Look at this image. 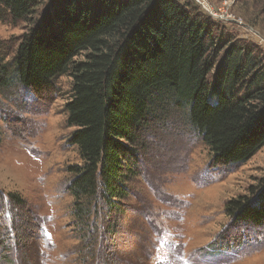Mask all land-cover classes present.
I'll return each instance as SVG.
<instances>
[{
  "label": "trees",
  "instance_id": "obj_1",
  "mask_svg": "<svg viewBox=\"0 0 264 264\" xmlns=\"http://www.w3.org/2000/svg\"><path fill=\"white\" fill-rule=\"evenodd\" d=\"M202 11L181 0H0V23L30 27L0 83L40 92L72 77L65 110L82 159L69 167L79 221L102 200L106 232L116 235L146 128L170 105L186 109L217 163L247 161L264 146V56L244 41L220 47ZM217 50L225 52L210 82ZM226 210L264 225V178Z\"/></svg>",
  "mask_w": 264,
  "mask_h": 264
},
{
  "label": "rangeland",
  "instance_id": "obj_2",
  "mask_svg": "<svg viewBox=\"0 0 264 264\" xmlns=\"http://www.w3.org/2000/svg\"><path fill=\"white\" fill-rule=\"evenodd\" d=\"M181 1L202 11L196 0ZM205 2L226 11L228 19L205 11L220 47L244 41L264 56V0ZM29 28L0 23V71ZM224 52L214 53L210 82ZM71 89L69 74L40 92L0 83V264H264V225L236 222L226 212L229 200L249 195L264 178V146L247 161L217 163L176 105L146 128L116 235L106 232L102 200L87 222L76 219L69 167L82 159L65 110Z\"/></svg>",
  "mask_w": 264,
  "mask_h": 264
},
{
  "label": "built area",
  "instance_id": "obj_3",
  "mask_svg": "<svg viewBox=\"0 0 264 264\" xmlns=\"http://www.w3.org/2000/svg\"><path fill=\"white\" fill-rule=\"evenodd\" d=\"M196 1L201 6V8L204 11H206L208 14H210L211 16H214V17H217V18H221V19H228V17L226 15H223V14L226 13V11H223L221 13H217V12H214V10H211V8L205 2V0H196Z\"/></svg>",
  "mask_w": 264,
  "mask_h": 264
}]
</instances>
